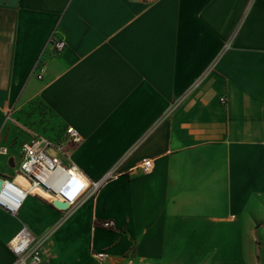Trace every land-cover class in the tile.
Returning a JSON list of instances; mask_svg holds the SVG:
<instances>
[{
  "label": "crops",
  "instance_id": "crops-1",
  "mask_svg": "<svg viewBox=\"0 0 264 264\" xmlns=\"http://www.w3.org/2000/svg\"><path fill=\"white\" fill-rule=\"evenodd\" d=\"M68 125L69 162L121 173L69 211L0 208V264L23 224L40 264H264V0H0V178Z\"/></svg>",
  "mask_w": 264,
  "mask_h": 264
},
{
  "label": "built area",
  "instance_id": "built-area-1",
  "mask_svg": "<svg viewBox=\"0 0 264 264\" xmlns=\"http://www.w3.org/2000/svg\"><path fill=\"white\" fill-rule=\"evenodd\" d=\"M143 1L152 2L155 0ZM48 44L55 53L61 52L65 45L62 39L55 38L53 35L50 36ZM226 46L227 43L224 47ZM44 68V62L38 60L35 64L36 78L42 77ZM81 140L80 133L71 125L65 126L57 137L32 134L21 145L18 173L23 177L24 184L11 178H0V208L8 214L16 215L28 194L42 196L38 194L40 192L49 197L48 199L43 196L51 205L54 201L67 203V207L63 211H69L83 197L94 195L104 182L121 173L119 163H116L100 179L89 180L74 163L67 160L68 149L79 144ZM1 151L4 152L5 149L1 148ZM137 168L142 172L150 171L152 160L142 159ZM75 176H82L87 180L78 191H75L74 188ZM111 225V220L102 222L103 227L107 228ZM47 235V233L35 235L23 224L17 234L8 242V248L15 258L13 264H40ZM95 256L103 258L104 253L96 252Z\"/></svg>",
  "mask_w": 264,
  "mask_h": 264
},
{
  "label": "water",
  "instance_id": "water-1",
  "mask_svg": "<svg viewBox=\"0 0 264 264\" xmlns=\"http://www.w3.org/2000/svg\"><path fill=\"white\" fill-rule=\"evenodd\" d=\"M8 163H9L10 166L13 165L12 158H9ZM53 206L58 208V209H60V210H63V209H65L67 207V203L60 202V201H54L53 202Z\"/></svg>",
  "mask_w": 264,
  "mask_h": 264
},
{
  "label": "rangeland",
  "instance_id": "rangeland-1",
  "mask_svg": "<svg viewBox=\"0 0 264 264\" xmlns=\"http://www.w3.org/2000/svg\"><path fill=\"white\" fill-rule=\"evenodd\" d=\"M38 194H40V195H42V196H44V197H46V198H48L49 199V197L48 196H46V195H43L42 193H40V192H38Z\"/></svg>",
  "mask_w": 264,
  "mask_h": 264
}]
</instances>
